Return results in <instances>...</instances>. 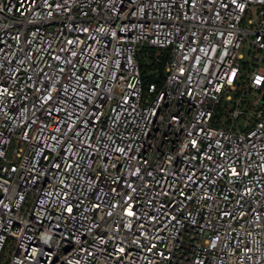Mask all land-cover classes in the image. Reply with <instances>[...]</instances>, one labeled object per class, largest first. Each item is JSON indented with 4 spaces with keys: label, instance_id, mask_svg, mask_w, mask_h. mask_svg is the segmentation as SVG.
Wrapping results in <instances>:
<instances>
[{
    "label": "built area",
    "instance_id": "built-area-1",
    "mask_svg": "<svg viewBox=\"0 0 264 264\" xmlns=\"http://www.w3.org/2000/svg\"><path fill=\"white\" fill-rule=\"evenodd\" d=\"M263 96L264 0H0V264H264Z\"/></svg>",
    "mask_w": 264,
    "mask_h": 264
},
{
    "label": "trees",
    "instance_id": "trees-1",
    "mask_svg": "<svg viewBox=\"0 0 264 264\" xmlns=\"http://www.w3.org/2000/svg\"><path fill=\"white\" fill-rule=\"evenodd\" d=\"M154 52H155V50H152V53H154ZM161 55H164V53H162ZM161 55H160V61L156 62V60L154 59V56L151 55V56H149V59L146 63H142V71L144 74L145 81L149 82L153 79L152 75L147 74L149 72V70L152 69L153 67L158 68L159 73H160L157 80L162 79L165 55L164 56H161Z\"/></svg>",
    "mask_w": 264,
    "mask_h": 264
},
{
    "label": "rangeland",
    "instance_id": "rangeland-1",
    "mask_svg": "<svg viewBox=\"0 0 264 264\" xmlns=\"http://www.w3.org/2000/svg\"><path fill=\"white\" fill-rule=\"evenodd\" d=\"M243 52H244V54L247 56V50H246V48L243 49ZM248 100H249L251 103H253L254 96L249 95V96H248ZM241 107H242L243 110H246V109H247V105H245V104L241 105Z\"/></svg>",
    "mask_w": 264,
    "mask_h": 264
},
{
    "label": "water",
    "instance_id": "water-1",
    "mask_svg": "<svg viewBox=\"0 0 264 264\" xmlns=\"http://www.w3.org/2000/svg\"><path fill=\"white\" fill-rule=\"evenodd\" d=\"M263 99H264V96H263Z\"/></svg>",
    "mask_w": 264,
    "mask_h": 264
}]
</instances>
